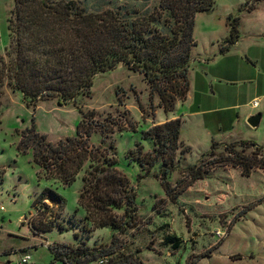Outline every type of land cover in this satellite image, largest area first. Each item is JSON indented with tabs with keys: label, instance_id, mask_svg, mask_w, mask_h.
<instances>
[{
	"label": "rangeland",
	"instance_id": "rangeland-1",
	"mask_svg": "<svg viewBox=\"0 0 264 264\" xmlns=\"http://www.w3.org/2000/svg\"><path fill=\"white\" fill-rule=\"evenodd\" d=\"M59 1L0 0V264L16 263L25 252L31 255L30 264H52L50 244L81 241L89 247L114 241L116 257L135 253L143 264H264V168L243 175L238 167L208 164L229 154L226 144L242 140L254 141L264 151V0L252 10L247 9L252 0H215L210 10L196 12L190 89L171 112H164L158 97L150 95L142 75L122 63L96 74L89 92L75 102L59 104L56 97H48L28 105L14 85L17 52L37 45V35L22 22L32 17L45 20L46 6ZM236 17L237 39L222 53L230 35L228 19ZM254 99L257 108L251 107ZM81 110L96 111L95 119L104 124L136 126L137 132L114 133L104 142L100 132L89 139L94 146L108 148L110 156L116 152L118 169L137 193L134 219L128 222L123 210L115 211L125 222L121 229H93L84 219L78 198L88 162L71 185H62L38 178L33 149L19 148L21 131L32 125L51 142L75 135ZM258 112L260 122L252 127L247 119ZM176 117L182 118L179 166L202 160L210 170L182 191L177 183L182 173L173 171L169 181L180 193L169 198L156 174L158 166L140 178L144 171L126 156L140 131ZM187 146L190 150L181 155ZM144 148L148 149L145 142ZM213 149L215 155H205ZM235 149L243 154L253 151L240 145ZM43 188L63 197L65 207L57 219L65 229L33 231L32 204ZM218 229L226 230L224 237L216 235ZM167 234L177 240L176 247L165 239Z\"/></svg>",
	"mask_w": 264,
	"mask_h": 264
},
{
	"label": "trees",
	"instance_id": "trees-1",
	"mask_svg": "<svg viewBox=\"0 0 264 264\" xmlns=\"http://www.w3.org/2000/svg\"><path fill=\"white\" fill-rule=\"evenodd\" d=\"M74 1L60 0L46 6L45 20L32 17L22 22L37 35V45H28L24 50L19 48L20 53L17 52L19 60L14 85L28 105L48 97H56L59 104L75 102L80 95L89 92L96 74L119 63L142 75L150 95L158 97V105L164 112L173 111L178 101L186 100L192 49L196 44L195 14L210 10L215 0ZM258 1L261 0L248 2L247 9L252 10ZM228 24L230 35L226 45L220 48L222 53L229 50L238 36V18H229ZM81 112L82 119L75 135L51 142L32 125L21 131L19 148L33 149L34 161L40 167L38 178L58 181L62 185H71L88 162L89 169L82 177L78 198L79 206L85 211L84 219L93 229L109 226L121 229L125 222L115 211L123 210L128 222L134 219L137 193L128 177L118 169L116 152L110 156L108 148L94 146L89 139L100 132L101 142H104L114 133L137 132L136 126L132 123L130 128L119 126L114 121L104 124L95 119L96 111ZM113 124L116 127L113 128ZM181 127L182 118L176 117L140 131V139L126 156L144 171L139 174L140 178L148 177L151 169L158 166L156 174L169 198H175L180 191L205 178L210 170L202 160L179 166L176 155L181 147ZM143 141L148 149L144 148ZM237 145L243 149L253 147V151L243 154L235 149ZM225 147L229 154L222 156L223 159L219 157L220 160L212 158L208 163L210 167L231 165L240 168L243 175H249L255 167L264 168L262 145L242 140ZM189 150V146L182 148L180 154ZM205 155H215L214 149ZM175 170L182 173L177 181L182 184L181 190L177 192L169 181ZM46 200L51 201L48 204ZM32 207L36 214L30 224L35 233L49 232L56 227L65 229L63 222L57 219L65 202L56 191L43 188L34 197ZM165 239L176 247L177 240L171 234ZM48 248L54 255L52 264L57 261L62 264H143L135 253L116 257L118 251L114 241L95 247L82 241L75 245L54 243Z\"/></svg>",
	"mask_w": 264,
	"mask_h": 264
},
{
	"label": "built area",
	"instance_id": "built-area-1",
	"mask_svg": "<svg viewBox=\"0 0 264 264\" xmlns=\"http://www.w3.org/2000/svg\"><path fill=\"white\" fill-rule=\"evenodd\" d=\"M258 100L257 99H254L252 102H251V107L252 108H257L258 107ZM216 235H218L219 237H224V235L227 233L226 230H221V229H218L215 231ZM30 259H31V255L30 253L28 252H25L21 255V257L19 258V260H17L16 263H13V264H30Z\"/></svg>",
	"mask_w": 264,
	"mask_h": 264
},
{
	"label": "water",
	"instance_id": "water-1",
	"mask_svg": "<svg viewBox=\"0 0 264 264\" xmlns=\"http://www.w3.org/2000/svg\"><path fill=\"white\" fill-rule=\"evenodd\" d=\"M260 118H261V113L258 112L256 114L249 116L247 119V122L250 126L256 127V126H258V124L260 122Z\"/></svg>",
	"mask_w": 264,
	"mask_h": 264
},
{
	"label": "crops",
	"instance_id": "crops-1",
	"mask_svg": "<svg viewBox=\"0 0 264 264\" xmlns=\"http://www.w3.org/2000/svg\"><path fill=\"white\" fill-rule=\"evenodd\" d=\"M193 63H194V60L192 61V65H193ZM183 102V101H182Z\"/></svg>",
	"mask_w": 264,
	"mask_h": 264
}]
</instances>
